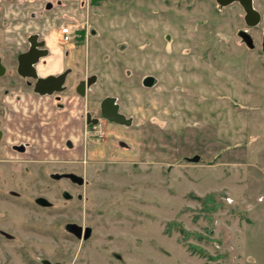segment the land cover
Returning <instances> with one entry per match:
<instances>
[{
	"label": "rangeland",
	"instance_id": "rangeland-1",
	"mask_svg": "<svg viewBox=\"0 0 264 264\" xmlns=\"http://www.w3.org/2000/svg\"><path fill=\"white\" fill-rule=\"evenodd\" d=\"M70 2L95 32L64 46L75 51L66 97L96 75L77 107L99 117L114 97L133 122L100 118L96 136L84 125L80 164H0V231L12 235L0 236V264H264V0H253V49L236 4ZM63 170L85 184L57 179Z\"/></svg>",
	"mask_w": 264,
	"mask_h": 264
},
{
	"label": "flooded vegetation",
	"instance_id": "flooded-vegetation-1",
	"mask_svg": "<svg viewBox=\"0 0 264 264\" xmlns=\"http://www.w3.org/2000/svg\"><path fill=\"white\" fill-rule=\"evenodd\" d=\"M215 1L218 10L223 9L220 7L219 3ZM232 4L238 5L244 12V23L246 24V29L238 31V35L241 40L248 46V42L253 43V38L250 29H254L256 26L251 27L247 24L245 20V11L243 6L239 2H234ZM60 5V2L50 1V0H0V19L1 15H4L3 19L6 21L5 27L0 28L3 32V44L0 46V164L10 165L12 168L16 164L28 165H37L39 168L43 167L44 164L54 163V164H80L81 157H75V159H65L64 151L66 149L73 150L76 148L75 143L71 136L66 138H61L56 135L53 136L52 145L53 148L50 150L48 148L49 137L48 129L50 120L42 119L37 123V126L34 129L22 126L21 128L16 127L17 114L20 113L24 107L26 111L32 110V104L23 99V94H31L35 97H44L51 96L55 100L54 109L55 113L59 114L65 109V92L68 89L67 81L64 84V90L62 92H56L53 95H40L34 91V87L37 79L32 77L21 76L18 72L19 68V56L23 53H27L31 48V40L34 43H43L40 47L42 50L46 51V55L41 57L34 65L35 71L38 77H47L49 75H58L66 70H69L67 77L73 73V69L66 68L62 72L57 74H48L43 76L38 69V66L42 61H45L51 54V50L46 43L45 35L48 33V25L51 22L49 11L53 8H56ZM231 5V4H230ZM254 7V5H253ZM68 25L71 27L74 35L76 36L71 41L65 42L60 33L61 26ZM59 27V37L57 39L58 47L65 53L64 46L67 44H77L81 41H86L88 34L91 32V28L87 26H81V23H67L62 24ZM81 27V28H80ZM241 33V35H240ZM263 38L262 36V50H263ZM253 49L255 44H252ZM264 51V50H263ZM91 77V76H90ZM89 78V77H87ZM86 78V79H87ZM67 80V78H66ZM74 86V90L77 93L76 89L78 84ZM79 96V94H78ZM106 98V97H105ZM103 98L99 103V117L93 116L89 112L84 114V123L85 127L91 128L96 136L98 130L101 128L102 124L100 118H103L101 112V104L105 99ZM118 104V103H117ZM39 108V114H47L46 106L41 105ZM120 111V109H119ZM122 113V112H121ZM87 114L91 115V120L98 119L97 124L91 122L88 123ZM104 119V118H103ZM105 120V119H104ZM107 121V120H105ZM109 122V121H107ZM73 130H76L73 128ZM67 133H70L69 130H65ZM101 131V130H100ZM102 132V131H101ZM64 133V131H63ZM34 135V136H33ZM103 137H106L105 134H102ZM60 139V143L59 140ZM66 173H74L73 170L70 171H61L56 175L57 179H66L69 180L73 185L83 186L85 184V179L83 184H78L73 182L70 178L66 177ZM62 195L69 197L70 194L67 191H64ZM39 203H45L42 199L37 200ZM82 226V225H81ZM87 228L86 226H83ZM0 236L3 239H11L12 235L0 231ZM74 236V235H73ZM77 238V237H76ZM79 239V238H77ZM81 240V239H79ZM35 260V259H34ZM37 260V259H36ZM75 264L68 263L64 260H59L55 262H47V260H41L40 264Z\"/></svg>",
	"mask_w": 264,
	"mask_h": 264
},
{
	"label": "crops",
	"instance_id": "crops-1",
	"mask_svg": "<svg viewBox=\"0 0 264 264\" xmlns=\"http://www.w3.org/2000/svg\"><path fill=\"white\" fill-rule=\"evenodd\" d=\"M50 1H55V3L59 1L60 5L49 11L51 22L48 25L49 30L48 33H46L45 38H46V43L51 50V54L47 58H45V61H42L38 66L39 72L43 76L48 74H57L59 72H62L64 69L69 68V66L67 67L66 63L69 61L70 57L71 58L75 57V51H73L71 54L70 51L72 50L70 51L65 50L66 54L64 55L62 50L58 47L57 39L59 37V27L62 24L80 22L81 19H84L86 15V12H84V8L81 5L82 2L79 3L78 5L77 2H70V0H50ZM63 17L64 19L62 20ZM94 32L95 29L92 28L91 34L93 35ZM96 80H98L97 76H96ZM96 80L94 83H96ZM90 87L87 88L86 92L89 91ZM64 98H65V109L59 114H56L55 109L53 108L55 104V100H53V97L51 96L35 97L31 94H26V95L23 94V99H25V101L32 104V110L31 112L30 111L27 112L26 107H24L20 113L18 112L16 127L21 128L22 126H25L30 129H34V127L37 126V123L40 120L42 119L50 120L48 135H47L49 137L48 148H50V150L53 148L52 141L54 135L61 138H66L67 136H71L73 142L76 145V148L73 150L66 149L64 151L65 152L64 157L65 159H75L76 156L77 157L82 156L81 135L83 132V127L85 125L84 123L85 113L83 112L80 106L79 108L77 107V105L82 101V96L80 95L78 96L77 93V96L75 97H73L72 95L66 97L65 95ZM41 105L46 106L47 114L45 113L43 115L39 114L38 107ZM73 128H75L76 130H73ZM65 130H69L70 133H67V131ZM58 141L60 143V139Z\"/></svg>",
	"mask_w": 264,
	"mask_h": 264
},
{
	"label": "water",
	"instance_id": "water-1",
	"mask_svg": "<svg viewBox=\"0 0 264 264\" xmlns=\"http://www.w3.org/2000/svg\"><path fill=\"white\" fill-rule=\"evenodd\" d=\"M220 7L228 6L234 2H239L245 11V20L247 24L251 27L257 26L261 21V14L253 7V0H216ZM241 35V33H240ZM248 47L252 48V42H248ZM43 43H34L31 40V48L27 53H23L19 56V68L18 72L21 76L32 77L37 79L34 91L40 95H53L56 92H62L64 90V84L66 82L67 75L69 70L58 74V75H49L47 77H38L34 65L38 63L39 59L45 56L47 53L45 50H42L40 47ZM263 50H264V38H263ZM96 80L95 76H91L85 80H82L77 86V93L84 97L86 95V90L90 87ZM158 80L156 77L148 75L145 76L142 83L143 86L147 88L154 87L157 84ZM102 116L105 120L116 123L119 125L131 126L132 118H127L124 114L119 111V105L116 102L114 97H106L101 104ZM88 123L93 124L98 123V119L91 120V115L87 114ZM189 161L197 162L200 160L199 156L189 158ZM73 182L78 184H83L84 178L79 177L74 174L66 175ZM66 229L69 233L74 235L79 239H88L91 235L90 228H84L81 225L71 223L66 226ZM59 264V263H57Z\"/></svg>",
	"mask_w": 264,
	"mask_h": 264
},
{
	"label": "built area",
	"instance_id": "built-area-1",
	"mask_svg": "<svg viewBox=\"0 0 264 264\" xmlns=\"http://www.w3.org/2000/svg\"><path fill=\"white\" fill-rule=\"evenodd\" d=\"M60 33L63 37V40L65 42L71 41L73 38H75L76 36L74 35L73 31L71 30V27L68 25L65 26H61L60 29ZM100 133H102L100 130L98 131L97 135ZM100 136H102V134H100ZM103 137V136H102Z\"/></svg>",
	"mask_w": 264,
	"mask_h": 264
},
{
	"label": "trees",
	"instance_id": "trees-1",
	"mask_svg": "<svg viewBox=\"0 0 264 264\" xmlns=\"http://www.w3.org/2000/svg\"><path fill=\"white\" fill-rule=\"evenodd\" d=\"M184 232V231H183ZM203 252V254H204V251H202Z\"/></svg>",
	"mask_w": 264,
	"mask_h": 264
}]
</instances>
